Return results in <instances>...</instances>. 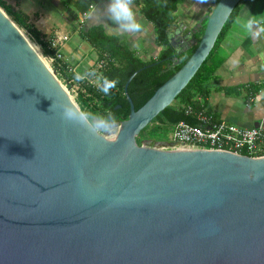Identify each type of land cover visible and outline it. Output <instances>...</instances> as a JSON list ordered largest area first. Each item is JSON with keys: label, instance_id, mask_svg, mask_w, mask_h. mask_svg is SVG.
I'll return each mask as SVG.
<instances>
[{"label": "water", "instance_id": "95a60500", "mask_svg": "<svg viewBox=\"0 0 264 264\" xmlns=\"http://www.w3.org/2000/svg\"><path fill=\"white\" fill-rule=\"evenodd\" d=\"M241 1L219 0L181 69L140 109L128 96V119L102 124L0 7V264H264V157L137 140ZM177 35L168 43L181 53L191 45ZM65 105L79 118L66 119Z\"/></svg>", "mask_w": 264, "mask_h": 264}, {"label": "crops", "instance_id": "0c3cea01", "mask_svg": "<svg viewBox=\"0 0 264 264\" xmlns=\"http://www.w3.org/2000/svg\"><path fill=\"white\" fill-rule=\"evenodd\" d=\"M6 1L27 14L30 22L47 38L57 32L70 35L75 19L79 18L85 21L86 29L103 27L106 33L122 37L144 60L155 59L162 51L156 41L154 24L140 13L143 2H131L142 29L130 33L102 14L107 0H15V4L12 0ZM216 1L186 0L179 6L178 21L170 29L178 33L175 40L178 46L196 42V35L209 18ZM239 5L237 16L219 48V56L224 62L210 81L212 88L208 104L200 113L211 116L216 122L253 128L258 123L264 124V0H242ZM75 32L77 39L70 36L63 48L64 60L70 70L71 63L75 64L83 56L82 45L86 50L94 51L80 32Z\"/></svg>", "mask_w": 264, "mask_h": 264}, {"label": "trees", "instance_id": "16d2710c", "mask_svg": "<svg viewBox=\"0 0 264 264\" xmlns=\"http://www.w3.org/2000/svg\"><path fill=\"white\" fill-rule=\"evenodd\" d=\"M186 0H144L140 13L154 24L156 41L162 46V51L157 58L144 60L136 50L132 49L128 41L117 35L106 33L103 27L84 28L80 31L82 38L93 47L98 59L107 62L100 74H96L101 80L99 85L91 84L89 77L77 80L76 73L70 70L65 60H57L56 68L64 73L67 80L74 79L82 84L83 92L78 95V104L87 118L94 124L97 119L100 124L105 122H122L129 118L131 104L130 96L135 109H140L156 92V90L168 81L188 61L198 47L199 41L205 31L208 19L204 21L196 35V42L186 51L178 53L168 43V31L178 21L177 10ZM219 0L216 1V4ZM239 6L235 8L229 20L225 24L218 37L215 47L199 71L180 93L172 105L160 113L157 118L142 130L137 137L141 144L148 138L153 141L169 140L174 127L180 122L191 125H201L198 114L205 110L208 97L211 92L210 81L215 77L224 60L219 56L220 45L237 16ZM0 7L12 18L21 30L26 31L40 46L44 56L52 57L55 50L50 49L49 39L39 31L30 17L22 11H18L6 0H0ZM85 12H82L84 14ZM176 60L179 61L176 64ZM140 70V71H139ZM139 71L130 82L128 89L126 84L130 77ZM63 74H61L62 76ZM105 79L116 80L117 86L108 94L100 88ZM121 106V107H119ZM171 137V136H170Z\"/></svg>", "mask_w": 264, "mask_h": 264}, {"label": "built area", "instance_id": "2783aa9c", "mask_svg": "<svg viewBox=\"0 0 264 264\" xmlns=\"http://www.w3.org/2000/svg\"><path fill=\"white\" fill-rule=\"evenodd\" d=\"M144 0H131L132 3H142ZM93 8V6H91ZM79 31L85 26L82 20ZM70 35L57 32L49 39L50 49L55 50L51 57L54 61L64 60L63 48ZM107 62L101 60L96 64L95 75L89 77V82L95 84L96 74H100ZM253 100V98H251ZM201 125L178 123L172 132L170 141L190 144L209 145L221 150L234 152L250 157H264V126L246 128L229 122L214 121L211 116L198 114Z\"/></svg>", "mask_w": 264, "mask_h": 264}, {"label": "clouds", "instance_id": "9594fccd", "mask_svg": "<svg viewBox=\"0 0 264 264\" xmlns=\"http://www.w3.org/2000/svg\"><path fill=\"white\" fill-rule=\"evenodd\" d=\"M110 21L117 24L124 32L137 33L142 29V24L136 19V14L131 6V0H107V3L102 11ZM91 77L94 76V72L86 74ZM77 80L84 79V76L76 74ZM117 86V81L112 79H105L101 85L100 90L108 94L111 89ZM63 116L66 119H78L77 113H75L71 107L63 106Z\"/></svg>", "mask_w": 264, "mask_h": 264}, {"label": "rangeland", "instance_id": "374dc122", "mask_svg": "<svg viewBox=\"0 0 264 264\" xmlns=\"http://www.w3.org/2000/svg\"><path fill=\"white\" fill-rule=\"evenodd\" d=\"M12 3L15 4V0H12ZM80 21L81 20L79 18L75 19V21H74L75 27L70 29V36L73 37V40L77 39V35H76L75 31H77L78 33L80 32L79 31V26L81 25ZM72 42H74V41H72ZM81 52H82L83 56L81 58H79L75 64L71 63L70 61H68V62L71 63L70 66L72 67V70L75 68L73 70V72L76 71V74H80L81 76L88 78L89 76H87L86 74L91 72V71L94 72L96 69L98 56H97L96 52L93 51L92 49L86 50L84 45H82ZM81 80H84V79H81ZM72 82L74 84L77 95H79L80 92H83L82 84L80 82H78L77 80H74V79H72ZM94 82L97 85H99L101 83V80H99V78H97V79H94ZM170 136L172 137V134L168 136L169 140H171Z\"/></svg>", "mask_w": 264, "mask_h": 264}, {"label": "flooded vegetation", "instance_id": "af4514ba", "mask_svg": "<svg viewBox=\"0 0 264 264\" xmlns=\"http://www.w3.org/2000/svg\"><path fill=\"white\" fill-rule=\"evenodd\" d=\"M149 139V138H148ZM151 140V139H150Z\"/></svg>", "mask_w": 264, "mask_h": 264}]
</instances>
